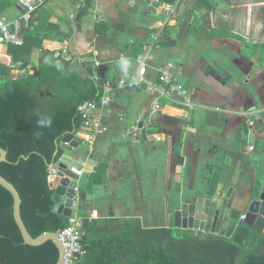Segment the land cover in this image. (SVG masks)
Instances as JSON below:
<instances>
[{"label":"crops","instance_id":"1","mask_svg":"<svg viewBox=\"0 0 264 264\" xmlns=\"http://www.w3.org/2000/svg\"><path fill=\"white\" fill-rule=\"evenodd\" d=\"M15 1L16 9L0 6V17L21 15ZM65 1L69 19L57 0H48L32 24L41 16L74 34L64 43L48 34L43 46L69 47L88 68L96 66L103 86L111 88L108 106L92 113L102 132L83 127L77 133L81 144L59 161L69 175L70 167L83 171L75 177L72 216L93 220L97 233L129 221L136 238L138 227L181 235L172 225L173 206L221 207L226 201L225 216L237 217L233 223L224 219L220 232L233 234L264 171V0H181L174 11L158 8L153 14L146 11L148 0H93L81 18L85 0ZM39 56L38 50L31 53L30 69ZM144 56L146 84L129 90ZM168 62L182 66L193 110L151 89ZM156 100L158 111L152 110ZM133 124L143 131L139 143L123 136Z\"/></svg>","mask_w":264,"mask_h":264},{"label":"trees","instance_id":"2","mask_svg":"<svg viewBox=\"0 0 264 264\" xmlns=\"http://www.w3.org/2000/svg\"><path fill=\"white\" fill-rule=\"evenodd\" d=\"M92 1H84L80 18L92 7ZM75 31H79V22ZM48 34H54L55 42L64 43L74 33L72 29L62 31L40 16L37 26L31 22L24 31L21 47H0V63L12 70L28 66L34 50L40 54L33 73L23 72L16 80L0 78V147L6 152L0 176L18 192L21 218L33 238L45 232L57 233L68 225V219L56 212L52 184L57 179L50 176L49 170L59 165L64 154L58 148L62 137L77 134L84 127L80 107L98 104L103 89L93 78L70 72V63L54 58L52 51L43 46ZM91 191L89 187L88 193ZM12 204L11 195L0 186V264H56L58 250L52 242L38 247L23 243ZM78 217L83 220L79 240L82 254L74 264H264L263 240L243 224L233 234L221 231L205 238L185 231L177 235L169 229L138 227L136 238L129 221L114 231L100 229L97 233L93 220Z\"/></svg>","mask_w":264,"mask_h":264},{"label":"water","instance_id":"3","mask_svg":"<svg viewBox=\"0 0 264 264\" xmlns=\"http://www.w3.org/2000/svg\"><path fill=\"white\" fill-rule=\"evenodd\" d=\"M68 70L77 73L82 78H93L98 88H102L104 85L96 66L83 68L79 62H73L69 64ZM22 76L23 74L12 71L10 66L0 63V78L16 80ZM81 142V138L77 134L69 133L62 137L58 148L65 152H72L78 148ZM56 153L57 151L55 152V155ZM262 153L264 154L263 151ZM3 162H6V152L0 147V163ZM58 167L62 170L63 174L56 176L57 180L54 183L55 186L52 200L56 204L57 214L68 219L73 214L72 208L77 196V183L73 175L66 173V167L64 165L59 163ZM0 186L12 197L13 219L19 230L23 243L30 247H38L47 241L52 242L58 250L56 264H63L64 247L58 237L61 231H58L57 233L45 232L35 238L31 237L21 218V199L18 192L12 184L1 176ZM226 208V201L222 203L221 207L211 204L210 202H205L203 205H197L196 203L177 204L171 208L172 225L174 229L183 230L187 233L204 231L219 234L224 219L232 221L231 223H233L237 217L236 214L234 215L233 213L225 216ZM240 214L244 216V219L239 221V224H243L251 229L254 236L261 238L264 242V171H261L260 175L256 176L247 203L243 212L240 211ZM74 256L77 257L78 254H75Z\"/></svg>","mask_w":264,"mask_h":264},{"label":"built area","instance_id":"4","mask_svg":"<svg viewBox=\"0 0 264 264\" xmlns=\"http://www.w3.org/2000/svg\"><path fill=\"white\" fill-rule=\"evenodd\" d=\"M18 3L23 8L21 15L14 20L7 21L4 18L0 17V47L6 45H12L16 47H21L24 44V31L30 27L33 16L36 11L44 5L48 0H17ZM181 0H175L172 4H164L159 0H148L146 4V11L149 14H153L156 9L162 8L168 10L169 12L174 11V9L179 5ZM54 58H59L67 63L79 62L80 57L69 47H61L58 49L52 50ZM146 56L138 58V76L135 82L129 83V90H133L136 86L146 84L144 80V74L146 71L144 60ZM12 70V68H11ZM17 73L29 72L31 73L32 69L29 66H26L23 70L15 69L12 70ZM182 75V66L176 62H168L164 64L159 72L157 77V82L151 86L153 91H161L158 93V97H166L172 102H177L182 106L186 111L193 110L194 105L191 100L189 91L181 83ZM121 84L120 88H122ZM102 97L98 104L96 103H86L80 107L81 115L84 119V127L88 128L91 133L99 134L102 132V129L93 118V111L98 107H105L109 104L108 94L111 92V88L108 85L102 87ZM160 105L156 102L152 106V110L158 111ZM124 137L129 138L133 143H139L144 137L142 129L137 125H130L124 131ZM158 136L151 135L148 139H157ZM253 146H248L247 151L251 152ZM61 171L59 167H52L49 170L51 177H56L57 174ZM68 171L74 177H80L83 174L82 170H79L75 167L68 168ZM244 219V216L241 217ZM82 218L77 216H71L68 218V225L65 229L60 230L58 235L59 240L62 242L64 247V261L63 264H74V260L82 254L81 245H80V236H81V227H82ZM208 235L217 236L213 232H196L195 236L206 237ZM78 254L77 257L74 255Z\"/></svg>","mask_w":264,"mask_h":264},{"label":"rangeland","instance_id":"5","mask_svg":"<svg viewBox=\"0 0 264 264\" xmlns=\"http://www.w3.org/2000/svg\"><path fill=\"white\" fill-rule=\"evenodd\" d=\"M58 1V3H57V5H58V7H59V11L62 13V14H65L66 16V18L67 19H69V15H67V13H68V10H67V8H66V1L65 0H57ZM0 6H2V7H9V8H12V9H16V1L15 0H0ZM76 14V12L75 13H73V15H75ZM34 64H36V62L34 61Z\"/></svg>","mask_w":264,"mask_h":264}]
</instances>
